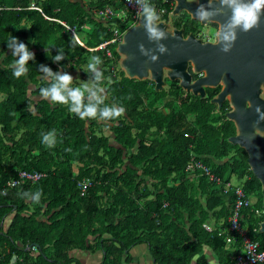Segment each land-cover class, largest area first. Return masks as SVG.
I'll use <instances>...</instances> for the list:
<instances>
[{
	"label": "trees",
	"instance_id": "16d2710c",
	"mask_svg": "<svg viewBox=\"0 0 264 264\" xmlns=\"http://www.w3.org/2000/svg\"><path fill=\"white\" fill-rule=\"evenodd\" d=\"M147 6L167 20L169 3ZM104 8L122 11L123 0H0V264L12 257V264H82L69 256L74 249L101 250L99 264H128L138 243L147 244L153 264H209L206 247L218 264H231L241 248L240 235L227 231L236 187L249 200L240 223L264 250L261 185L244 150L227 140L231 123H216L214 90L200 98L177 81L156 91L149 79L126 77L117 70L116 45L107 47L110 55L90 49L109 39L113 27L133 24L129 12L125 19L98 17ZM174 20L175 27L185 20V33L196 21L185 13ZM20 43L35 49V60L17 78L13 52ZM93 56L101 60L95 70ZM41 65L70 75V89L95 92L85 91L83 104L96 106V119L42 99L40 89L56 81ZM105 108L125 111L105 121ZM44 136L55 144L43 143ZM191 157L219 181L187 170ZM20 172L43 175L32 181ZM83 179L92 184L82 190ZM5 217H11L7 227Z\"/></svg>",
	"mask_w": 264,
	"mask_h": 264
},
{
	"label": "water",
	"instance_id": "95a60500",
	"mask_svg": "<svg viewBox=\"0 0 264 264\" xmlns=\"http://www.w3.org/2000/svg\"><path fill=\"white\" fill-rule=\"evenodd\" d=\"M166 3H172L170 16H178L181 12L186 13L190 19L196 20L200 25L206 23H221V28L231 17V9L221 3V0H163ZM203 6L205 12L210 15L200 20L196 13ZM219 10V11H217ZM159 11L155 8V18L152 26L165 33L160 39L150 38L147 31L146 15L143 10L133 25H131L121 37L116 45L115 51L119 55L118 66L128 78L139 80L149 79L153 82L154 90H162L166 85L165 78L169 81H178L179 86L186 92L200 98L205 97V87H214L218 78V48L220 43L216 41L211 43L202 41L191 32L183 35V28H177L168 23L165 19H159ZM222 19V21H221ZM264 26V23H262ZM242 31V27H237ZM221 41V39H220ZM219 41V42H220ZM163 45L168 52L161 53L158 49ZM141 46L143 51L141 50ZM32 48L31 52L34 53ZM147 53V54H145ZM156 56L158 60L153 63L151 57ZM191 67V71L189 70ZM206 71L207 73H205ZM203 73L195 79H192V73ZM223 78V77H222ZM224 89L230 95V100H234V95L227 88V79H222ZM224 90L222 91V93ZM220 94V96L222 95ZM216 99L212 98L211 103ZM244 107V106H243ZM231 120L236 121L237 133L228 137V141L233 145L243 148L247 154V162L252 165L253 175L261 183L262 207L264 212V171L261 168H254L251 161V144L249 139L259 140L260 136L254 133L253 129L248 128V121L234 119L232 113L228 114ZM249 164V165H250ZM259 229L264 232V220L260 223ZM15 257H12L13 263Z\"/></svg>",
	"mask_w": 264,
	"mask_h": 264
},
{
	"label": "flooded vegetation",
	"instance_id": "af4514ba",
	"mask_svg": "<svg viewBox=\"0 0 264 264\" xmlns=\"http://www.w3.org/2000/svg\"><path fill=\"white\" fill-rule=\"evenodd\" d=\"M174 19L175 16L171 17L170 14L167 15V22L172 26H174ZM262 23H264V13H262L260 16L259 28H253L247 33H245L243 30L239 32L236 28L235 33L237 39L227 54L220 51V49L225 46V42L221 39L217 51L219 55L217 73L221 78H218L214 87H205L204 89L205 97L208 95L210 90H214V94L209 99V102L212 98L216 99L215 103L210 102L214 105V113L218 117V121L216 123L218 126H221L222 124L224 125V123L229 121L234 130L231 136L236 135L237 126L236 121L231 120V118L228 117L229 113L233 114L234 119L247 120L249 122L248 128H252L254 131L256 121L259 119L257 113L255 112L256 106L259 105L261 110L264 111V26ZM199 25L200 24L197 21H194V26L185 33L184 31L186 28H188V25L186 24L185 20H183L180 26H177V28H183V35L191 32L202 41L211 43L216 41L217 29L222 30L221 23H206V25H200L214 30V39L209 40L208 37L200 34L201 29ZM202 36L205 37L204 40ZM189 70L191 71L190 66ZM191 73L192 79L203 75V73ZM222 77L225 80L227 79V88L229 92L235 96L233 101L230 100V95H228L224 89ZM168 82L169 81L167 80L165 88H168ZM223 90L224 92L222 93ZM221 93L222 95L220 96ZM246 101L252 102L251 109L245 108ZM257 127L260 131L255 132V134L260 136L261 139H249L252 147L250 150L252 154L251 161L254 164V168H261L264 171V119H259ZM244 152L246 153L247 162V158L249 156L245 150ZM249 164L250 163L247 162L248 168L252 173V165ZM262 213L264 215L263 207Z\"/></svg>",
	"mask_w": 264,
	"mask_h": 264
},
{
	"label": "clouds",
	"instance_id": "9594fccd",
	"mask_svg": "<svg viewBox=\"0 0 264 264\" xmlns=\"http://www.w3.org/2000/svg\"><path fill=\"white\" fill-rule=\"evenodd\" d=\"M221 3L227 5L231 9V13H232L229 21L222 26V30L217 29L216 31L217 43H219L220 39H222L225 42V46L221 48L220 51L227 54L229 53L230 48L233 46L234 42L237 39L235 33V29L237 27H242L245 33L249 32L253 28H259L260 16L262 13H264V0H221ZM143 12L146 15V21H147L146 27L148 33L150 34V38H154V39L163 38L165 36V33L152 26L153 20L155 18V9L152 7L145 6L143 8ZM169 14L170 12L168 13V15ZM209 15H210L209 13L204 11L203 6H201V8L196 13V16L200 20L206 19ZM158 18L161 19L160 16H158ZM136 21L134 23H136ZM127 29L123 31L125 32ZM9 39H11L13 43H16L15 38H9ZM11 46L12 44L10 43L9 47ZM141 50L143 51L142 46H141ZM158 50L162 54L168 52V49L163 45H160ZM13 56L19 57V59L16 60L13 64V67L15 68L13 75L19 78L27 73L28 71V68L26 67L27 62L29 60H35V54L33 52H29L27 46L20 43L17 44V46L15 47ZM61 58H62L61 56H56L54 60L58 62L61 60ZM92 59L93 61H95V63L89 64V67L95 70V64L101 63V60L97 56H93ZM151 59L152 62L155 63L158 60V57L152 56ZM41 68L49 76H52L53 79L56 81V83H53L50 87H43L40 89V97L42 99L48 100L53 104H63L69 106V111L76 114L82 120L96 119V115H97L96 106L95 105L85 106L83 104V97L85 95V91L91 92V96L93 97H95L96 95L95 92H92L90 89H87V86H85L84 90H82L81 88H76L74 90L70 89L69 85L72 83V77L70 75L66 73L63 75L53 74L49 68L43 67V65H41ZM204 72L207 73L206 71ZM167 80L168 79L165 78L166 84H167ZM245 108L251 109L252 102L246 101ZM29 110L30 111L32 110L31 106L29 107ZM124 111H125L124 108H121L119 110L114 108H105L101 112V119L105 121L118 119L120 116L124 114ZM255 112L257 113L259 119H264V111L261 110V107L259 105L256 106ZM259 119L256 121V125L254 126V133L260 131L257 127L259 123ZM42 142L49 146L55 144L54 141L49 136H44ZM39 200L40 197L39 195H37L34 202H39ZM205 225L209 226L210 229L208 231H211V227H210L211 225L210 224H205Z\"/></svg>",
	"mask_w": 264,
	"mask_h": 264
},
{
	"label": "built area",
	"instance_id": "2783aa9c",
	"mask_svg": "<svg viewBox=\"0 0 264 264\" xmlns=\"http://www.w3.org/2000/svg\"><path fill=\"white\" fill-rule=\"evenodd\" d=\"M151 1L153 0H123L122 11L115 12L113 9L104 8L103 10L98 11L97 16L101 17L102 19H110L113 16L118 17L119 19H125L126 18L125 14L129 12L130 20L133 21L134 23L138 19V16L142 12L143 8L147 6ZM71 31L74 34L73 28H71ZM111 31H112V36L109 39L100 42L96 47H93L91 49H103L105 50L106 55H110L111 54L110 49L107 47L109 45L118 44L124 32V31H119L117 27H113ZM186 169L187 170L199 169L205 175H207L210 180L215 182L219 181V179L212 172L209 171V168L206 165H204L203 162H201L200 160H196L193 157H191L189 162L186 164ZM19 175L20 178H25L34 181L37 180L40 176H42L43 173L20 172ZM17 183H18L17 181L8 182V184L10 185H15ZM91 184L92 183L90 182V180L83 179L79 185L83 190L84 187L90 186ZM225 187H228V184H226ZM235 194H236V203L232 207L230 215L228 216L227 219L228 222L227 231H235L240 235L241 248L240 251H238L232 257L231 264H264V250H261L259 248L258 242L250 238L246 228L243 227L240 223L241 211L244 208V206L248 205L249 200L247 198H244L245 195L240 187L235 188ZM204 227L207 230L210 229L209 226L207 225H204ZM228 240L229 238H227V241Z\"/></svg>",
	"mask_w": 264,
	"mask_h": 264
},
{
	"label": "crops",
	"instance_id": "0c3cea01",
	"mask_svg": "<svg viewBox=\"0 0 264 264\" xmlns=\"http://www.w3.org/2000/svg\"><path fill=\"white\" fill-rule=\"evenodd\" d=\"M11 217H5L2 219V225L7 227L10 223ZM215 222V221H214ZM219 222L216 223V226ZM213 226V221L209 222ZM92 239V238H91ZM128 253L130 254L131 261L128 264H153V257L149 251V248L146 243H138L133 245ZM206 258L208 259L209 264H218L214 259V255L209 248L204 249ZM69 256L77 259L82 264H99L102 259L101 250H96L91 252L89 250H71ZM196 259H194V262ZM196 264V263H193Z\"/></svg>",
	"mask_w": 264,
	"mask_h": 264
},
{
	"label": "rangeland",
	"instance_id": "374dc122",
	"mask_svg": "<svg viewBox=\"0 0 264 264\" xmlns=\"http://www.w3.org/2000/svg\"><path fill=\"white\" fill-rule=\"evenodd\" d=\"M169 4H172V3H169ZM177 17V16H176ZM199 27H200V34L201 35H204V36H206V37H208V39L209 40H213L214 39V30L213 29H211V28H209V27H206V26H200L199 25ZM203 37V36H202ZM205 39V37H203V40ZM117 70L119 71V70H121L120 69V67L118 66V63H117ZM116 73H117V71H116ZM125 75V74H124ZM231 182H232V184H234V185H239V181H238V179L237 178H235V177H232V179H231ZM251 233V232H250Z\"/></svg>",
	"mask_w": 264,
	"mask_h": 264
}]
</instances>
